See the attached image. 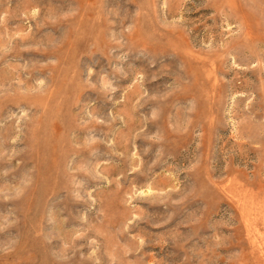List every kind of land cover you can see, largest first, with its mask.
Here are the masks:
<instances>
[{"label": "rangeland", "instance_id": "1", "mask_svg": "<svg viewBox=\"0 0 264 264\" xmlns=\"http://www.w3.org/2000/svg\"><path fill=\"white\" fill-rule=\"evenodd\" d=\"M0 264H264V0H0Z\"/></svg>", "mask_w": 264, "mask_h": 264}]
</instances>
